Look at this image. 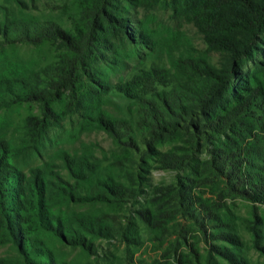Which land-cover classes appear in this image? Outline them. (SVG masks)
<instances>
[{
    "label": "rangeland",
    "instance_id": "obj_1",
    "mask_svg": "<svg viewBox=\"0 0 264 264\" xmlns=\"http://www.w3.org/2000/svg\"><path fill=\"white\" fill-rule=\"evenodd\" d=\"M30 22L47 36L28 39ZM126 22L147 29L148 47ZM185 41L204 48L168 0H0V264H36L46 249L64 264H264V204L247 193L264 164V127L249 164L238 163L240 179L220 172L224 153L238 145L234 130L259 119L254 107L198 143L165 136L136 164L128 161L150 137L134 125L141 106L118 85L159 66L166 74L171 68L164 90L174 88L168 52L177 54ZM207 58L219 64L217 52ZM253 90L242 80L237 101L227 99L242 105ZM96 116L123 123L105 129ZM163 152L179 163L165 167ZM34 179L42 182L48 215L80 231L85 245H68L53 225V234H37L29 251L22 248V223L36 231L27 210L18 209L24 197L17 204L13 191L30 192Z\"/></svg>",
    "mask_w": 264,
    "mask_h": 264
},
{
    "label": "trees",
    "instance_id": "obj_2",
    "mask_svg": "<svg viewBox=\"0 0 264 264\" xmlns=\"http://www.w3.org/2000/svg\"><path fill=\"white\" fill-rule=\"evenodd\" d=\"M168 1L172 3V10L177 16L184 17L197 29L204 48L200 50L190 41H185L182 50L177 54L168 52L170 65L178 74L175 76V87L168 91L164 90L165 78L170 75L171 68L166 74L165 68L159 66L151 67L143 74L136 76L131 80V85L127 83L118 85V90L124 96L130 99L135 98L138 102L136 104L141 106V112H137L134 125L137 131L148 134L150 137L149 140L145 139L141 148H137L138 151L130 149L132 151L129 152L128 161L136 164L142 159L144 155L142 152L152 149L154 140L165 136L186 134L191 139H196L198 143L199 135L224 130L236 120L235 118L238 120L244 115L242 113L247 106H251L256 109L259 119L252 127L248 124L240 125L238 130H234L238 145L225 152L221 162L223 163L220 170L222 175L227 180L238 181L242 163L249 164L248 159L251 157L254 146L263 143L260 141L259 131H262L264 127V107L259 104H264V0H181V4L176 0ZM36 25L38 23L30 22L24 29L25 35L30 40L47 36L44 34L46 33L43 31L44 27ZM130 25L139 45L148 47L147 40L151 36L147 29L143 27L137 31L134 23ZM124 26L120 21L119 27L127 36L128 31H125ZM48 29L50 28H47V32L53 31ZM53 33L61 35L56 28ZM67 43L72 47L71 42ZM208 52L219 54V64L209 61ZM242 80L252 81L254 90L242 105L231 106L227 98L231 97L233 102L237 101L235 91L238 82ZM28 81L30 79H26V82ZM142 82H148V88L134 92ZM153 83H157L156 86ZM157 87H160V90ZM45 120L50 123L51 116L47 115ZM94 121L100 123L105 129H116L120 127L118 122H122L120 119L112 120L99 116H96ZM125 123L127 124L128 121ZM246 138L247 141H245ZM225 156L227 158H224ZM230 158L239 160H236V163L235 161L229 163ZM179 161L180 158L175 154L167 152L161 154L160 162L165 167ZM208 168L211 171V167ZM252 183L254 186L247 193L264 204V164L257 166L252 176ZM41 185L42 182L38 183L34 179L30 192L13 191V195L17 197V204L20 202L19 199L24 197L18 209L27 210L34 222L31 229L36 231V235L31 234L26 222L22 223L24 225L20 234L22 248L29 251L33 245L32 240L37 237V234H53V225H55V232L68 245H85L84 235L80 231H73L64 224L60 226L58 219L48 215L49 208L46 207L42 197ZM108 186L112 190L117 189L115 183ZM101 194L107 195L109 192L104 190ZM23 205L24 208H22ZM61 227L64 229L61 230ZM89 228L92 230L93 224H90ZM42 255L43 258L37 260L36 264H64V262L56 261L47 249Z\"/></svg>",
    "mask_w": 264,
    "mask_h": 264
}]
</instances>
